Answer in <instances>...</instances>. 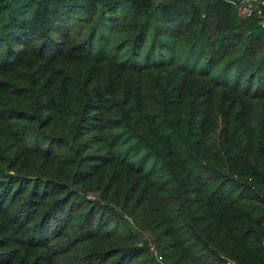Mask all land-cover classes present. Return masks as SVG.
<instances>
[{"label": "trees", "instance_id": "trees-1", "mask_svg": "<svg viewBox=\"0 0 264 264\" xmlns=\"http://www.w3.org/2000/svg\"><path fill=\"white\" fill-rule=\"evenodd\" d=\"M239 2L0 0V264H264Z\"/></svg>", "mask_w": 264, "mask_h": 264}, {"label": "built area", "instance_id": "built-area-1", "mask_svg": "<svg viewBox=\"0 0 264 264\" xmlns=\"http://www.w3.org/2000/svg\"><path fill=\"white\" fill-rule=\"evenodd\" d=\"M236 7L241 18L256 19L259 28L264 32V0H240Z\"/></svg>", "mask_w": 264, "mask_h": 264}]
</instances>
